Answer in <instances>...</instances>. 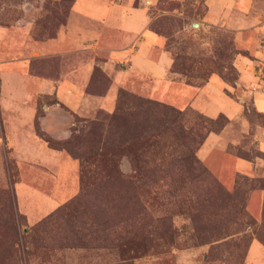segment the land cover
Returning a JSON list of instances; mask_svg holds the SVG:
<instances>
[{
  "label": "rangeland",
  "instance_id": "374dc122",
  "mask_svg": "<svg viewBox=\"0 0 264 264\" xmlns=\"http://www.w3.org/2000/svg\"><path fill=\"white\" fill-rule=\"evenodd\" d=\"M72 2L0 0V26L17 32L13 41H0V264H264V253L247 256L249 242L264 239L258 188L264 153L253 140L264 115L234 83L225 93L242 105L241 115L224 123L222 113L204 112L200 98L193 99L204 84L200 78L171 72V51L191 44L182 51L186 63L198 61L197 75H210L227 46L236 74V58L248 57L264 78V37L251 41L263 51L259 59L234 40L232 29L206 21V0H131V7L144 9L148 25L172 22L167 39L158 35L171 64L164 77L130 72L116 83L103 69L107 52L96 45L30 49L65 26ZM111 67L130 71L127 60ZM58 81H69L73 91L57 92ZM146 101L183 114L172 122ZM206 133H222L225 151L246 157L251 169L229 179L225 170L213 171L212 157L206 163L197 153ZM190 156L232 198L215 195L200 168L188 171ZM107 170L114 174L106 176ZM111 197L113 206L106 203ZM114 235L121 237V256L108 247Z\"/></svg>",
  "mask_w": 264,
  "mask_h": 264
},
{
  "label": "crops",
  "instance_id": "0c3cea01",
  "mask_svg": "<svg viewBox=\"0 0 264 264\" xmlns=\"http://www.w3.org/2000/svg\"><path fill=\"white\" fill-rule=\"evenodd\" d=\"M130 1L74 0L70 5L65 26L57 30L55 37L45 41L34 40L33 44H30V49L38 53H46L50 48L57 50L65 44H71L73 47H83L84 44L96 45V48L101 49L100 51L105 49L107 52L105 60L102 61L103 69L114 76L116 83L121 82L126 74L131 73H154L153 77L156 79L164 77L171 64L170 53L163 48L161 38L148 29L149 18L144 9L141 6L131 7ZM263 5L262 0H206L205 19L207 22L232 29L234 40L246 50H250V54H254V57L262 59L263 51L251 48V41L256 36L264 37ZM81 22L85 27L78 26ZM111 28L114 31H111ZM242 30L248 32L244 39ZM13 32L6 26H0V41L6 40L5 44L13 41V35L15 36ZM8 47L4 46L5 52H10L11 49ZM122 60L128 61L130 71L112 70L111 63ZM254 64L255 60L252 61L248 57L236 58L234 67L238 72V79L235 86L244 87L245 92L250 94L254 110L264 115V78L256 76ZM227 85L219 76L212 73L204 84L193 92V99L200 98L199 103L203 106L200 109L204 112L209 110L211 115L222 113L228 120L237 119L241 115L242 105L225 93ZM72 86L69 81H58L55 90L73 91ZM188 90L190 89H186ZM112 94L114 92L111 89L108 100L111 99ZM222 131L224 132V129ZM244 132L246 131L236 134ZM253 140L257 150L264 153V126L255 129ZM231 142L236 144L237 141L234 139ZM225 143L226 139L222 133H209L197 153L203 161L210 155L212 159L209 164L205 161L207 165L219 173V169L225 170L228 179L231 174L249 171L251 162L227 153L224 148ZM260 245L253 241L249 242L247 256L251 250L259 251L263 255L264 251Z\"/></svg>",
  "mask_w": 264,
  "mask_h": 264
},
{
  "label": "trees",
  "instance_id": "16d2710c",
  "mask_svg": "<svg viewBox=\"0 0 264 264\" xmlns=\"http://www.w3.org/2000/svg\"><path fill=\"white\" fill-rule=\"evenodd\" d=\"M63 1H65V0H63ZM70 2H72V0H70ZM148 28L151 29L152 31H154L157 35H161V36H163V37H165L167 39L169 34L172 32V30H171L172 29V22L168 21L165 24H161L160 22L153 23L151 21V22H149ZM48 37H52V34L49 35ZM168 43H169L168 41L165 42L166 48H167ZM186 46L190 47L191 44L185 45L184 47H186ZM184 47L180 48V50H181L180 52H177V51H173L172 52L171 51V54L173 55L172 64H171V72H178V73H181V74H185V76L187 75V76H191V77H194V78L198 77V78H200V81H198V82H200L201 84L204 83L207 80L209 74L207 76H205V77H201V76L197 75L196 72L200 68L199 64H197L198 61L195 62V60H191V61H189V63H186V59L187 58H186L185 54L182 53V51L184 52ZM226 47L227 46H225V48H224L225 50H226ZM225 50H223V51H225ZM223 51L218 52V54L216 55L217 56L216 57L217 60L221 61V63H219V62L217 63L216 62L215 63L216 65H215L214 69L210 70L209 73H214V74L218 75L223 82H225L226 84L232 86V85H234V83L236 81L237 74L234 71V68H233V66L230 63V58L231 57L228 55L229 52L225 53ZM231 53H233V50H231ZM188 59L190 60V58H188ZM186 72H189L190 74L188 75ZM187 82L192 83L191 80H189V79H187ZM148 102H150V105H152L155 109L160 111L162 113V115L163 114L164 115L169 114L172 117V120H171L172 122H174L175 119H180V117L183 114L180 110H177V109H174V108H171V107H167V106L161 105V104L156 103V102L146 101V103H148ZM258 114H260V113H258ZM112 117L113 116L111 115V118ZM218 118H222L224 120V123H226L228 121V119L225 116L221 115V114L219 115ZM224 123L221 124L220 127H222L224 125ZM205 135H204V137H205ZM201 141H202V139L199 141V144L201 143ZM197 143L198 142H196V144ZM237 156L247 159L246 157L240 156L238 154H237ZM186 164H187V170L188 171H192V170H195L196 168H200L202 170V172L206 174V177L212 183L215 195L222 196V197H224L227 200L232 198L231 194H229L225 189H223V187L214 178L209 176L204 168H202L200 165H198V162H197V160L195 158L190 156L188 158V160H186ZM113 171L117 172L116 170H113ZM113 174L114 173L110 172L109 170H107V172H106V176H108V177L112 176ZM261 181L262 182L259 184L258 188L262 189V191H263V204H262V207L264 209V179H262ZM111 202H112L111 206H113L114 198L111 197V198L106 199V203H111ZM14 225L15 224L12 221V231H14V239H15L14 243L17 246L16 247L17 248L16 251L20 255L21 248L19 247V242H18V239H17V237L15 235L16 228L13 227ZM104 226L107 227L105 229H108L109 231L113 230V229H109L110 224L108 222H105ZM113 233L114 232H111L109 234L113 235ZM107 234H108V232H107ZM131 234L133 236H129ZM124 235H126L128 237H134L135 234L128 232V234H124ZM114 236H116V237H113V239L111 240V243L108 245V247H110V249L116 250V253L119 256H121V254L123 252V249L121 248L122 243L119 242L121 237H118L117 235H114ZM129 240L131 241V239H129ZM130 241H128V243ZM126 243L127 242H124V244H126ZM260 244L264 246V239H260ZM8 258L10 259V257H8Z\"/></svg>",
  "mask_w": 264,
  "mask_h": 264
},
{
  "label": "water",
  "instance_id": "95a60500",
  "mask_svg": "<svg viewBox=\"0 0 264 264\" xmlns=\"http://www.w3.org/2000/svg\"><path fill=\"white\" fill-rule=\"evenodd\" d=\"M196 25H197V23H194V22L192 23V26H196Z\"/></svg>",
  "mask_w": 264,
  "mask_h": 264
}]
</instances>
